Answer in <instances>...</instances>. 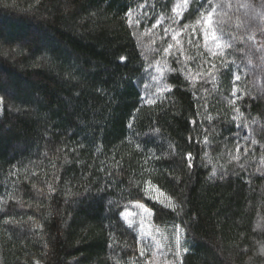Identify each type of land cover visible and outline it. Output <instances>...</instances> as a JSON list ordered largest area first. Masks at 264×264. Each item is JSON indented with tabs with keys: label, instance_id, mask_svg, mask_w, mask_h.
I'll return each mask as SVG.
<instances>
[{
	"label": "trees",
	"instance_id": "trees-1",
	"mask_svg": "<svg viewBox=\"0 0 264 264\" xmlns=\"http://www.w3.org/2000/svg\"><path fill=\"white\" fill-rule=\"evenodd\" d=\"M219 2L205 6L231 46L212 55L199 37H161L168 1L0 0V264H148L124 219L136 204L165 243L181 232L180 264H264V97L241 12ZM134 13L150 17L139 30ZM154 55L167 87L149 101ZM245 131L256 145L216 172Z\"/></svg>",
	"mask_w": 264,
	"mask_h": 264
},
{
	"label": "rangeland",
	"instance_id": "rangeland-1",
	"mask_svg": "<svg viewBox=\"0 0 264 264\" xmlns=\"http://www.w3.org/2000/svg\"><path fill=\"white\" fill-rule=\"evenodd\" d=\"M169 2L171 7V12L163 11L161 16L153 22V27L163 28L164 32H161L162 38H170L172 41L186 42V39L191 40V43L195 41L196 38L199 39V44L204 46L206 51L211 52L212 55H219L220 52L226 47L222 46L219 49L216 47V44L211 39L212 30L214 29L218 37H222V45H226V38L221 30V24H223L224 16L220 13L215 6H205L204 5V17H200V13L196 11L200 7V0H195V2L190 3L185 10V6L182 3V0H163V2ZM219 2L221 7L225 12H241L243 17V23L241 25L243 32L246 34L241 38H245L249 41L247 46V71L251 72V76L254 83L253 95L254 97H264V86L260 80H264V0H220ZM179 5L177 11L173 9ZM212 8H215L216 11L213 13L212 20L213 25L208 26L203 23V20L207 18V12L211 11ZM192 9V21L190 23H182L181 18L186 13L191 12ZM138 14V13H137ZM134 13L131 16V21L134 23L136 29H141L148 15L140 17ZM171 14V17L169 16ZM201 22L198 23L197 21ZM175 21L181 22L175 26ZM153 28V29H155ZM209 29V38L205 41L203 33L205 29ZM195 30V31H194ZM245 30V31H244ZM152 33V30L147 32V34ZM142 34L137 32V38H141ZM175 37V38H173ZM240 38L239 36H233L232 42H236ZM240 38V39H241ZM243 42V40H240ZM154 59H151L147 65L146 72L143 79L140 82V91L143 94L144 98L152 100L156 95L158 96L166 89V76L168 73V66L164 61L160 60L158 55H154ZM247 73V72H246ZM237 100V96L227 97L224 96V101L227 105H233ZM241 122V121H240ZM264 123V119L262 120ZM243 123V122H242ZM237 124V123H236ZM246 125H252V123H245ZM264 125V124H262ZM237 126V125H236ZM256 139L253 137L251 131H245L234 140V145L232 148L228 149L224 154L220 156V161L216 160L215 171H218V168H225L228 166L231 161H236L240 157L245 156L247 151L256 145ZM239 147V151L237 148ZM220 166V167H219ZM147 193L157 201L165 203L168 201L164 193L156 186L152 184L146 185ZM124 219L129 224H136L141 238L144 241L143 251L147 254L148 264H180L182 254L184 250L182 249V234L180 231L177 232L175 241L165 243L167 233L160 231L153 223L151 212L143 205L136 204L132 210L126 211L124 214Z\"/></svg>",
	"mask_w": 264,
	"mask_h": 264
},
{
	"label": "snow or ice",
	"instance_id": "snow-or-ice-1",
	"mask_svg": "<svg viewBox=\"0 0 264 264\" xmlns=\"http://www.w3.org/2000/svg\"><path fill=\"white\" fill-rule=\"evenodd\" d=\"M193 2H195V0H182V3H183L184 6H185V10L187 9L188 5H189L190 3H193ZM210 2H211V0H200V7L197 8L196 11L200 13V17H201V18H203L204 15H205V13H204V5H205V4H210ZM178 8H179V5H177V6L173 9V11H177ZM215 11H216V9H215V8H212L211 11H208V12H207V18L203 20V23H204L205 25H208V26H212V25H213L214 22H213V20H212V16H213V13H214ZM197 22L200 23L201 21L198 20ZM194 31H195V30H194ZM203 37H204L205 41L208 40V38H209V29H208V28L205 29V31H204V33H203ZM173 38H175V37H173ZM211 39H212V41L216 44V47H217L218 49H219L220 47H222V46H226V47H230V46H231L230 44H229V45H222V43H221V41H222V37H218V36L216 35V32H215L214 29L212 30ZM171 47H172V45H169V49H170ZM165 51H168V49H165ZM234 79H235V80H239L240 77H239L238 75H236V76H234ZM233 96H235V91L233 92ZM237 151H239V147L237 148ZM187 159H188V161H189V167H191V159H192L191 154H188ZM129 227H131V225H129ZM141 254H143V252H142Z\"/></svg>",
	"mask_w": 264,
	"mask_h": 264
}]
</instances>
